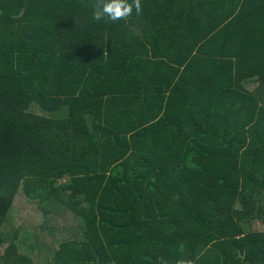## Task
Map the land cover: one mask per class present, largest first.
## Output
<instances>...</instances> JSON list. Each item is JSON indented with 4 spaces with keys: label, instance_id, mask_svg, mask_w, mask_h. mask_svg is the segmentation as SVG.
<instances>
[{
    "label": "trees",
    "instance_id": "1",
    "mask_svg": "<svg viewBox=\"0 0 264 264\" xmlns=\"http://www.w3.org/2000/svg\"><path fill=\"white\" fill-rule=\"evenodd\" d=\"M95 3L0 0V264H264V0Z\"/></svg>",
    "mask_w": 264,
    "mask_h": 264
},
{
    "label": "clouds",
    "instance_id": "2",
    "mask_svg": "<svg viewBox=\"0 0 264 264\" xmlns=\"http://www.w3.org/2000/svg\"><path fill=\"white\" fill-rule=\"evenodd\" d=\"M133 11L140 14V0H96L91 17L94 21H117L128 17Z\"/></svg>",
    "mask_w": 264,
    "mask_h": 264
},
{
    "label": "rangeland",
    "instance_id": "3",
    "mask_svg": "<svg viewBox=\"0 0 264 264\" xmlns=\"http://www.w3.org/2000/svg\"><path fill=\"white\" fill-rule=\"evenodd\" d=\"M30 110L39 114H44L43 110L40 107H38L36 104H33Z\"/></svg>",
    "mask_w": 264,
    "mask_h": 264
}]
</instances>
